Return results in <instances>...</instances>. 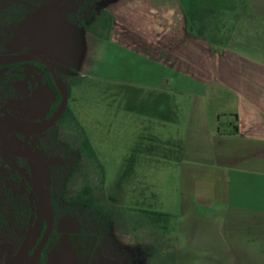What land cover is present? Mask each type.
<instances>
[{
    "label": "rangeland",
    "instance_id": "1",
    "mask_svg": "<svg viewBox=\"0 0 264 264\" xmlns=\"http://www.w3.org/2000/svg\"><path fill=\"white\" fill-rule=\"evenodd\" d=\"M46 1H41L42 6L37 8L34 17L39 22L38 33L43 45L61 62L58 68L66 75L70 86L69 105L83 128L75 121L72 122L65 137L67 143L54 149L57 151L60 148L63 150L64 146L67 148L64 156L67 165L62 166L61 158L57 157L54 163L59 169L58 176L53 182H49L48 189L50 194L58 197L61 193L73 195L84 185L90 184L95 187L98 199H103L107 205L115 208L116 215L110 225L91 230L89 234L96 235L95 237H88L77 244L72 234L78 233L81 228L74 218L60 213L56 227L58 241L50 248L47 262L167 264L168 260L172 262L170 254L174 252L175 264H241L244 258L231 255L237 246L233 245L232 237L229 236L239 234V225H234L233 222L223 226H195L188 225L180 218V193L175 175L179 166L174 158L176 146L165 142L164 137L162 140L159 114L148 112V109L158 107L165 100L168 104H174L173 100L182 105L193 103L191 98H165L161 96L162 91L159 89H193L201 93L205 89L207 92H216L218 86H203L184 74L179 80L176 77L175 81L170 80L168 83L164 76L174 74L168 66L136 53L133 46L139 47L142 44L145 29L150 28L144 33L147 37H153L151 41H159V32H153L152 28L158 24L159 13L150 11L151 0H138L137 11H129L124 16L128 20L120 24L121 28H130L129 34H136L134 37L138 38L130 40L131 46L118 41H99V38L69 20V14L74 12L72 6L52 4L47 7L46 4L50 3ZM132 1L135 0L127 3L130 5ZM183 2L190 11L192 2L199 4V15L209 16L207 20L212 22L213 27L209 25L212 30L217 27L216 24L223 26L224 20L230 25L227 30L236 32L237 40L248 37L255 39L253 31H250L253 29H243L249 25L239 15L245 10L244 0ZM166 4L168 6L165 8L169 12L160 15V18L163 24H170V6L173 2L168 1ZM222 10L227 12L225 16ZM92 13L91 10L87 12L86 20L93 18ZM191 16L196 17L195 12L191 11ZM134 28L141 30V33L135 32ZM201 32L215 36L206 28ZM230 32L227 35L219 33L224 37H220V40L225 41ZM163 33L161 32L162 36ZM165 35L170 34L166 32ZM202 100L200 98L201 102L198 103L202 104ZM211 100L210 106L214 114L223 106L213 98ZM224 101L225 106L233 104V99L226 94ZM230 120L233 121L231 116L221 115V123L224 125ZM85 136L93 145L98 155L97 160L90 159L80 148ZM134 209L171 215L169 232L164 235L161 228H154L144 215ZM187 217L192 218L193 215L188 213ZM228 220L232 219L228 217ZM201 229L212 235L228 237L229 246L225 256L213 257L202 251L193 253L187 248H180L185 243L181 232L191 236ZM261 230L264 249V210ZM261 264H264V259Z\"/></svg>",
    "mask_w": 264,
    "mask_h": 264
},
{
    "label": "crops",
    "instance_id": "2",
    "mask_svg": "<svg viewBox=\"0 0 264 264\" xmlns=\"http://www.w3.org/2000/svg\"><path fill=\"white\" fill-rule=\"evenodd\" d=\"M113 1L100 2L114 18L110 37L102 42L118 41L131 46L130 40L138 38H135L136 34H129L130 28H121L120 24L128 20L124 16L129 11H137L138 0L130 5L129 0H115V4ZM151 1L150 11L159 13L158 26L152 27L153 32H159V41H151L153 37L144 33L150 28L145 29L142 44L133 46L136 53L168 66L174 72L170 77L164 76L168 83L175 81L176 77L179 80L184 74L203 86H218L216 92L205 89L201 93L193 89L162 88L159 90L165 98H191L193 103L182 105L173 100L174 104H168L165 100L158 107L148 109L149 113L159 114L162 140L165 138V142L176 146L174 158L179 168L175 175L181 205L178 214L188 225L223 226L233 222L239 225V234L229 235L233 245L237 246L231 255L244 258L241 264H261L264 259L261 244L264 210V0H244L245 10L239 15L249 25L243 29H253L250 31L255 39L242 40L236 39V32L227 30L230 25L224 20L223 26L216 24L212 30L213 24L207 20L209 16L199 15L200 7L195 2L189 6L196 14L192 17L183 0ZM168 1L173 2L170 6L171 23L163 24L160 15L169 12L165 8ZM110 2L113 4L108 6ZM222 14L225 16L227 12L222 10ZM251 24L254 26L250 27ZM205 28L215 35V42L201 32ZM133 30L141 33L136 28ZM161 32H164L163 36ZM166 32L170 35H165ZM228 32L225 41H221L223 36L219 33L227 35ZM225 94L233 99L231 106L224 105ZM200 98L202 104L198 103ZM212 98L223 106L214 114L210 106ZM223 114L231 116L233 121L231 119L225 125L221 123ZM234 115L237 116L236 122ZM188 213L193 217H187ZM181 237L185 243L180 248L193 253L202 251L215 257L225 256L228 251L229 239L221 234L212 235L201 229L191 236L181 232Z\"/></svg>",
    "mask_w": 264,
    "mask_h": 264
},
{
    "label": "flooded vegetation",
    "instance_id": "3",
    "mask_svg": "<svg viewBox=\"0 0 264 264\" xmlns=\"http://www.w3.org/2000/svg\"><path fill=\"white\" fill-rule=\"evenodd\" d=\"M37 8H39L37 4H30L28 0H0V55L39 52L53 54L48 47L43 45L38 33L39 22L34 18ZM60 63L56 56L57 71L66 84L68 91H70L66 75L58 68ZM42 66L47 68L43 63L36 60L0 65V120L5 117L17 119L24 123H39L48 120L55 113L61 103V94L47 68L60 94L59 104L55 106L57 96ZM68 106L70 107L69 103ZM65 112L46 131L41 133H16L10 137V140L28 143L35 151L45 169L47 188L49 182H53L59 172L57 165L54 163L57 157L61 158L62 166L67 165L66 159H64L67 148L64 146L63 150L60 148L54 151L56 147L67 143L65 137L69 132L71 123L69 116L63 118ZM28 167V162L25 159L8 153L0 144V191L5 190L8 186L15 191L24 190L27 192L25 182L27 180V170L29 171ZM28 197L32 209L36 210V205L40 209L35 191L34 194L29 193ZM31 197L33 198V204L30 201ZM51 198L54 205L57 196L51 194ZM34 220H29L25 226L26 228L21 223L18 225L19 231L26 230V232L23 241L16 247L7 244L4 240V234H0V264H22L31 256L26 257L25 255L29 252L34 234L37 235L41 227L40 222H38V214Z\"/></svg>",
    "mask_w": 264,
    "mask_h": 264
},
{
    "label": "trees",
    "instance_id": "4",
    "mask_svg": "<svg viewBox=\"0 0 264 264\" xmlns=\"http://www.w3.org/2000/svg\"><path fill=\"white\" fill-rule=\"evenodd\" d=\"M26 1V0H25ZM30 4H37L39 7L42 6L43 0H28ZM50 4L48 5H57V6H64L70 5L73 7L74 12L69 14V20L79 26L80 28L84 29L88 33H91L95 37L99 38V41L108 40L110 37V33L112 30L114 18L113 15L100 6V2L102 0H47ZM46 1V2H47ZM46 4V6H48ZM93 11L92 15L93 18L86 20V14L88 11ZM91 15V16H92ZM208 37H212L215 42V36L209 35ZM211 39V38H210ZM45 74H47V78L52 86L54 92L57 96V102L55 106H58L60 101V94L57 91L55 84L50 77L49 71L47 68L43 67ZM69 116L70 123L74 122L77 125H80L78 122L77 117L75 116L73 110L68 106L67 111L64 114L63 118ZM235 121H237V116H233ZM81 126V125H80ZM82 128V126H81ZM221 128V127H220ZM219 128V129H220ZM83 129V128H82ZM222 133L221 130H219ZM82 151L92 160L98 158L97 153L95 152L93 145L91 144L89 138L85 136L83 141L81 142ZM79 166H80V162ZM77 163V164H78ZM29 168V167H28ZM27 180L25 182L26 191H15L10 187H6L5 190L0 191V227L2 230L0 234H4V240L7 244L11 246H17L20 244L24 239V234L26 230L19 231L18 225L21 223L22 226H26L29 220L35 221L38 214V218L40 222V230L34 234L32 239V245L30 246L29 252L26 253V257L31 255V252L38 244L41 239V236L44 232L45 223L42 219V213L36 205V210H33L30 202L28 194H34V188L31 181L30 169L27 170ZM58 176V173L56 174ZM59 176H62L60 174ZM19 179V178H18ZM54 207H55V229L51 236L49 243L47 244L42 258L39 264H49L47 262V254L52 247L58 241V234L56 232V227L58 224V219L60 213L67 216L72 217L76 220V224L81 228L76 234H72L74 240L77 244L82 243L85 239L92 238L91 230H95L97 228H102L103 226L110 225L115 215V208L113 206L107 205L103 199H98L96 195L95 187L91 186L90 184L84 185L79 191L74 193L73 195L67 193H61L60 196L54 200ZM136 212H140L144 217L148 220V223L154 226V228H161L163 230V234L166 235L169 232L168 223L171 220V215L158 212V211H150V210H136ZM21 226V229H22ZM26 228V227H25ZM21 232V233H20ZM84 236V238H82ZM164 254V252H162ZM172 256V262L168 260L167 264H175V255L170 254Z\"/></svg>",
    "mask_w": 264,
    "mask_h": 264
},
{
    "label": "water",
    "instance_id": "5",
    "mask_svg": "<svg viewBox=\"0 0 264 264\" xmlns=\"http://www.w3.org/2000/svg\"><path fill=\"white\" fill-rule=\"evenodd\" d=\"M56 56L43 53H28L19 55H0V65H8L20 61L36 60L43 63L50 71L54 82L61 94V103L55 113L48 119L39 123H24L13 118H2L0 120V144L10 154L25 159L28 162L31 181L36 193L37 201L42 211L45 222L44 233L33 250L31 256L22 264H39L43 251L49 242L55 226L54 205L49 189L46 186L45 169L39 157L26 142H17L19 147H12L10 137L16 133H41L52 127L65 112L69 103V91L57 71L55 65ZM33 204V198H30Z\"/></svg>",
    "mask_w": 264,
    "mask_h": 264
},
{
    "label": "bare ground",
    "instance_id": "6",
    "mask_svg": "<svg viewBox=\"0 0 264 264\" xmlns=\"http://www.w3.org/2000/svg\"><path fill=\"white\" fill-rule=\"evenodd\" d=\"M10 144L12 147H15V148L19 147V144L13 139L10 140Z\"/></svg>",
    "mask_w": 264,
    "mask_h": 264
}]
</instances>
